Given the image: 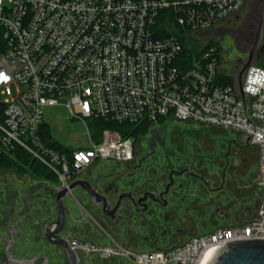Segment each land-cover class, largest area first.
<instances>
[{
    "label": "built area",
    "instance_id": "1",
    "mask_svg": "<svg viewBox=\"0 0 264 264\" xmlns=\"http://www.w3.org/2000/svg\"><path fill=\"white\" fill-rule=\"evenodd\" d=\"M246 1L0 0V87L8 95L0 101V156L24 151L65 187L94 163L132 160L135 137L112 128L96 136L90 120L149 123L150 130L163 121L195 122L250 136L260 149V200L248 222L152 251L75 238L71 246L81 255L127 264H204L216 245L264 238V66L248 68L241 95L236 73L231 84L222 80L215 48L187 66L175 33L215 29ZM58 106L86 125L87 146L58 148L46 137L44 111Z\"/></svg>",
    "mask_w": 264,
    "mask_h": 264
},
{
    "label": "flooded vegetation",
    "instance_id": "2",
    "mask_svg": "<svg viewBox=\"0 0 264 264\" xmlns=\"http://www.w3.org/2000/svg\"><path fill=\"white\" fill-rule=\"evenodd\" d=\"M247 2L217 31L238 27ZM259 159V146L241 133L163 121L136 140L131 161L94 163L80 174L108 206L105 211L104 202L94 203L78 186L72 201L65 199L71 213L66 211L59 235L67 233L70 246L78 238L152 251L177 247L217 227L244 224L259 205ZM17 176L15 167L0 169V264H70L63 248L41 233L57 219L58 183L21 185ZM77 254V264H116L96 254L85 260Z\"/></svg>",
    "mask_w": 264,
    "mask_h": 264
},
{
    "label": "water",
    "instance_id": "3",
    "mask_svg": "<svg viewBox=\"0 0 264 264\" xmlns=\"http://www.w3.org/2000/svg\"><path fill=\"white\" fill-rule=\"evenodd\" d=\"M264 18V0H248L247 10L241 18L240 24L236 28H224L219 33L226 32L233 37L235 48L245 54L244 64L236 73L234 86L238 93L243 95L242 86L248 68L253 64V60L262 39ZM246 142L251 137L245 135ZM80 186L86 193L90 194L92 201L96 204L105 203V211L108 202L98 193L97 187H91L83 178H77L69 187H54L57 204V219L41 229V233L50 244H56L63 248L70 264H77L79 258L76 249H72L67 233L63 232L66 222V211L71 213L65 203V199L72 201V193ZM88 253L82 255L85 260ZM204 264H264V238L240 239L228 241L213 247L208 254Z\"/></svg>",
    "mask_w": 264,
    "mask_h": 264
},
{
    "label": "rangeland",
    "instance_id": "4",
    "mask_svg": "<svg viewBox=\"0 0 264 264\" xmlns=\"http://www.w3.org/2000/svg\"><path fill=\"white\" fill-rule=\"evenodd\" d=\"M232 25V24H231ZM232 26H235L233 23ZM191 37L197 42L199 47L203 48L209 43L218 44L221 48V71L223 73H237L241 66L244 64L245 56L243 53L239 52L233 42V37H231L226 32L219 33L216 29L204 30V31H194L190 33ZM239 60V61H238ZM264 62V31L261 42L255 54L253 64H263ZM235 64L237 66L235 67ZM13 94H16V85L12 83L10 85ZM3 88L0 87V101H4L8 98V95L2 92ZM44 119L50 125L51 134L56 139L57 142L62 143L66 146L79 147L87 146L89 143L86 125L81 121L72 120L66 109L63 107H50L46 108L44 111ZM90 129L95 131V124L93 120L89 121ZM196 126L202 127L199 123H193ZM215 127V126H212ZM219 128V127H217ZM223 129V128H219ZM227 130L228 129H224ZM142 136V135H141ZM140 137V136H139ZM137 137L136 140L139 138ZM10 166L1 165L0 169H5ZM17 179L22 181L21 185H28V183H41L47 182L48 184L56 181L54 179H46L42 176L35 174L33 171L21 172L16 169ZM258 174L256 175L257 180ZM256 183V182H255ZM257 186V184H256ZM24 187V186H23ZM109 261H114L116 264H127L126 261L120 258H112ZM112 264V263H111Z\"/></svg>",
    "mask_w": 264,
    "mask_h": 264
},
{
    "label": "trees",
    "instance_id": "5",
    "mask_svg": "<svg viewBox=\"0 0 264 264\" xmlns=\"http://www.w3.org/2000/svg\"><path fill=\"white\" fill-rule=\"evenodd\" d=\"M192 31L188 29H181L179 31H175L181 39L182 42V53H181V59L184 64L189 66L192 62L194 55H199L203 51L209 50L210 48H215L217 55L221 58V48L218 44L215 43H209L208 45L204 46L203 48L199 47L197 42L191 37L190 33ZM261 66H264L263 64H259ZM235 73H223L221 76L222 80L225 83H232L233 82V75ZM94 126H95V133L96 136H98V131L103 128H112L115 130H118L121 134L124 136H133L135 138L146 134L150 130L149 123H142V124H133V123H108L104 120H94ZM43 131L46 134V137H53L51 134V128L49 124H45L43 126ZM55 147L60 148L61 143L55 142ZM11 166L15 167L21 172H27V171H33L35 174H38L46 179H55L54 175L50 173L40 162L33 159L30 154L21 151L17 149L16 151H13L12 153L5 154L3 156H0V166Z\"/></svg>",
    "mask_w": 264,
    "mask_h": 264
}]
</instances>
